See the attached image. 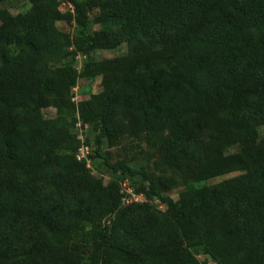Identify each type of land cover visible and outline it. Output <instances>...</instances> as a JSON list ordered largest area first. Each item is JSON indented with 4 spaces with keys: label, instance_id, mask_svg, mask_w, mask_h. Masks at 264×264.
Returning a JSON list of instances; mask_svg holds the SVG:
<instances>
[{
    "label": "trees",
    "instance_id": "16d2710c",
    "mask_svg": "<svg viewBox=\"0 0 264 264\" xmlns=\"http://www.w3.org/2000/svg\"><path fill=\"white\" fill-rule=\"evenodd\" d=\"M6 1L0 264H202L199 253L214 264H264V0H63L65 11L61 0H28L16 15ZM71 44L88 55L127 52L78 72L60 64ZM80 77H99L101 90L74 106ZM75 122L98 129L89 158L144 136L181 175L178 200L145 167L108 165L140 178L133 191L151 200L123 205L118 179L105 182L77 159L85 142L69 132Z\"/></svg>",
    "mask_w": 264,
    "mask_h": 264
},
{
    "label": "rangeland",
    "instance_id": "374dc122",
    "mask_svg": "<svg viewBox=\"0 0 264 264\" xmlns=\"http://www.w3.org/2000/svg\"><path fill=\"white\" fill-rule=\"evenodd\" d=\"M81 1V0H80ZM2 7L9 11L12 15H16L19 12H23L28 8V0H8ZM68 8H71L70 5H67L66 2L61 0L60 10L65 11ZM97 11L94 10L90 14V20H92ZM58 27L64 30L71 41L78 36L79 29L76 25L72 24L71 26L66 25L65 23H59ZM98 29L92 21H90L87 33L89 36H93L94 32ZM67 56L62 59L60 64L71 65L77 69L78 72H82L90 60L103 61L106 59L114 58L126 54V46L120 45L113 50L108 49H98L92 50L88 55L83 52H80L73 47L71 44L69 46ZM100 79L99 77L90 80L86 77H80L76 85L72 88L70 97L74 106H77V103L81 100L87 99L90 93L100 92ZM43 114L46 118H54L55 110L51 107L46 108L43 111ZM70 133H72L77 139L88 144L91 155L95 154L96 142L95 138L98 133V129L94 125L82 124L75 122L70 126ZM259 138L264 139V126L259 128ZM81 142V141H80ZM103 158L93 157L89 158L86 162L87 167L90 169L92 175L102 177L106 182L110 177H116L120 182L121 191L129 189L131 191L136 190L143 182L138 177H131L121 173L115 175L111 174L108 169V165H114L119 163H124L132 167H145L156 177L166 180L168 189L161 188V191L164 195L171 197L173 200L177 201L180 193L184 189V183L179 172H175L166 166L161 158L159 151L154 148L152 145L146 142L144 136L137 137H125L121 138L114 142L113 145H106L102 150ZM231 175L220 176L211 180H208L206 184L212 185L219 183L223 180L228 179ZM134 192V191H133ZM141 202L151 201L147 197L141 194ZM152 204L155 205L159 210L167 212V208L160 204L158 201H152ZM197 260L202 264H214L210 259L202 254H196Z\"/></svg>",
    "mask_w": 264,
    "mask_h": 264
},
{
    "label": "built area",
    "instance_id": "2783aa9c",
    "mask_svg": "<svg viewBox=\"0 0 264 264\" xmlns=\"http://www.w3.org/2000/svg\"><path fill=\"white\" fill-rule=\"evenodd\" d=\"M89 154H90V150L88 145L82 143L80 145V148L78 149V154H77V159L78 160H85L86 162H88L89 159ZM124 191V190H122ZM127 195L124 196L122 198V203L124 204H129L131 202H141V195L140 194H135L133 191L126 189L124 191Z\"/></svg>",
    "mask_w": 264,
    "mask_h": 264
}]
</instances>
